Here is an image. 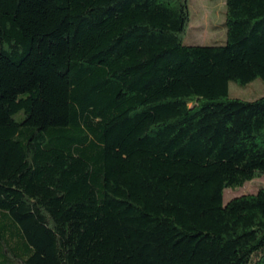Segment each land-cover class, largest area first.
Here are the masks:
<instances>
[{
    "label": "trees",
    "instance_id": "obj_1",
    "mask_svg": "<svg viewBox=\"0 0 264 264\" xmlns=\"http://www.w3.org/2000/svg\"><path fill=\"white\" fill-rule=\"evenodd\" d=\"M189 0H0V264H264V0L187 44Z\"/></svg>",
    "mask_w": 264,
    "mask_h": 264
},
{
    "label": "rangeland",
    "instance_id": "obj_2",
    "mask_svg": "<svg viewBox=\"0 0 264 264\" xmlns=\"http://www.w3.org/2000/svg\"><path fill=\"white\" fill-rule=\"evenodd\" d=\"M191 21L184 35L187 44H225L227 41V0H189ZM229 94L246 100H254L264 96V81L255 79L248 85H240L234 80L229 83ZM264 187V175L237 188H226L224 203L231 198L255 193Z\"/></svg>",
    "mask_w": 264,
    "mask_h": 264
}]
</instances>
